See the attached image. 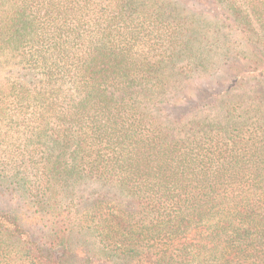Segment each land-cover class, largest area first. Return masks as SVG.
Returning <instances> with one entry per match:
<instances>
[{
	"label": "trees",
	"instance_id": "trees-1",
	"mask_svg": "<svg viewBox=\"0 0 264 264\" xmlns=\"http://www.w3.org/2000/svg\"><path fill=\"white\" fill-rule=\"evenodd\" d=\"M12 66L0 264H264V0H0Z\"/></svg>",
	"mask_w": 264,
	"mask_h": 264
},
{
	"label": "rangeland",
	"instance_id": "rangeland-1",
	"mask_svg": "<svg viewBox=\"0 0 264 264\" xmlns=\"http://www.w3.org/2000/svg\"><path fill=\"white\" fill-rule=\"evenodd\" d=\"M186 2V1H185ZM197 9L192 10L190 8V11H197V12H202L205 17L209 19H214L216 17H221L225 15L224 11L214 5L212 2L207 1L203 7H195ZM237 39H241V37L236 34ZM245 49H251V47L247 44L243 46ZM253 49V48H252ZM21 68L16 66L10 67L9 70L0 72L1 78H11L12 80L21 78L23 80H29L30 78L26 77L25 75L27 74L24 70H20ZM201 81V80H197ZM26 81H23L25 83ZM202 82V81H201ZM1 118V116H0ZM12 123L10 122H2L0 125V166L2 167L3 164H11L15 166L18 164V162L13 163V159L15 161H19L22 159V155L24 154L23 150L26 151V147L24 145L25 142V135L19 134L17 130H12ZM23 131V130H22ZM9 164V165H10ZM0 167V169H1ZM97 190H101V193L104 195L108 194L109 191L112 190L110 186L108 187H100V184H95L93 187ZM92 190V189H90ZM85 195H88V192L82 191ZM81 193V192H80ZM0 208L2 209H7L10 211L17 210L18 212L25 213L26 207H25V200L22 199L19 194L13 189V187H1L0 186ZM122 205L127 207L129 206L128 203L122 202ZM33 230V229H32ZM33 232L38 235L37 230H33ZM82 239V240H81ZM75 244V247L77 249L80 248L81 245H85L87 250H95L96 247L94 246V238H91L88 234H85L79 238H75L73 241ZM91 255V254H90ZM89 255V256H90Z\"/></svg>",
	"mask_w": 264,
	"mask_h": 264
}]
</instances>
